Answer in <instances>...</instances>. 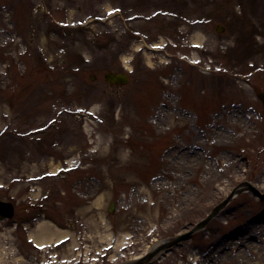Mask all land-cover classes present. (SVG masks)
Instances as JSON below:
<instances>
[{
	"label": "rangeland",
	"instance_id": "374dc122",
	"mask_svg": "<svg viewBox=\"0 0 264 264\" xmlns=\"http://www.w3.org/2000/svg\"><path fill=\"white\" fill-rule=\"evenodd\" d=\"M258 93L264 0H0V199L18 224L0 222V264H118L242 183L257 193L151 264H264ZM41 214L70 239L26 244Z\"/></svg>",
	"mask_w": 264,
	"mask_h": 264
},
{
	"label": "water",
	"instance_id": "95a60500",
	"mask_svg": "<svg viewBox=\"0 0 264 264\" xmlns=\"http://www.w3.org/2000/svg\"><path fill=\"white\" fill-rule=\"evenodd\" d=\"M107 81H109V82H122V81H126V78H125L124 76H112V75H108V76H107ZM204 224H205V222H203V223H201L200 225H198V227H201V226H203ZM189 234H190V233L185 234V235H182V236L176 238V239L174 240V242H178V241H180V240H182V239H185Z\"/></svg>",
	"mask_w": 264,
	"mask_h": 264
},
{
	"label": "bare ground",
	"instance_id": "6f19581e",
	"mask_svg": "<svg viewBox=\"0 0 264 264\" xmlns=\"http://www.w3.org/2000/svg\"><path fill=\"white\" fill-rule=\"evenodd\" d=\"M125 62H127V59H126ZM49 224H50V223H49ZM62 238H64V236H62V237H60V238H58V239H62ZM56 240H57V239H56ZM56 240H54V241H56ZM36 243H38V242H36ZM39 243L41 244V243H45V242L42 241V242H39ZM233 247H234V246H233Z\"/></svg>",
	"mask_w": 264,
	"mask_h": 264
}]
</instances>
